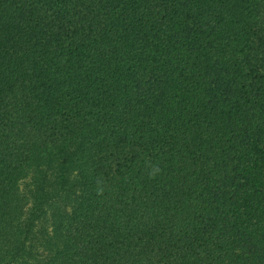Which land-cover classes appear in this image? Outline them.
<instances>
[{
    "label": "trees",
    "instance_id": "1",
    "mask_svg": "<svg viewBox=\"0 0 264 264\" xmlns=\"http://www.w3.org/2000/svg\"><path fill=\"white\" fill-rule=\"evenodd\" d=\"M0 264H264V0H0Z\"/></svg>",
    "mask_w": 264,
    "mask_h": 264
}]
</instances>
